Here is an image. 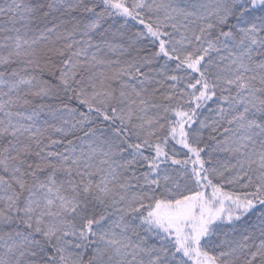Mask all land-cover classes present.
<instances>
[{"label": "snow or ice", "instance_id": "snow-or-ice-1", "mask_svg": "<svg viewBox=\"0 0 264 264\" xmlns=\"http://www.w3.org/2000/svg\"><path fill=\"white\" fill-rule=\"evenodd\" d=\"M0 264H264V0H0Z\"/></svg>", "mask_w": 264, "mask_h": 264}]
</instances>
